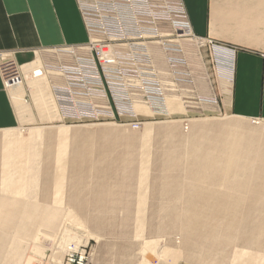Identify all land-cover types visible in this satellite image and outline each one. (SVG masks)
I'll return each mask as SVG.
<instances>
[{"label":"rangeland","instance_id":"obj_1","mask_svg":"<svg viewBox=\"0 0 264 264\" xmlns=\"http://www.w3.org/2000/svg\"><path fill=\"white\" fill-rule=\"evenodd\" d=\"M74 2L88 41L87 19ZM198 50L191 52L200 64L194 72L198 68L192 62L172 60L186 85L169 92L160 85L129 88L150 103L151 117L134 112L133 104L145 103H131L124 85H103L107 95L89 102L94 113L102 111L99 116L81 105L87 116L61 118L51 85H27L26 72L34 67L17 69L14 83L25 85L6 83L9 91L30 102L27 95L41 86L61 115L0 131V204L8 197L2 196L1 185L4 135L12 131L25 139L33 127L43 135L28 143L34 172L24 179L21 198L0 210V264H56L59 253L60 264H264V123L218 110L219 74L230 72L232 60L217 55L222 48L216 44ZM48 58L41 57L39 65ZM194 77L199 85L191 84H198ZM205 80L210 85H201ZM198 90L209 95L199 97ZM181 92H186L182 112L168 115L165 95ZM60 126L68 128L61 155ZM66 209L83 227L65 220ZM51 218L54 226L46 227L45 219ZM70 241L79 243L76 249L67 250ZM161 246L179 253L157 262Z\"/></svg>","mask_w":264,"mask_h":264},{"label":"crops","instance_id":"obj_2","mask_svg":"<svg viewBox=\"0 0 264 264\" xmlns=\"http://www.w3.org/2000/svg\"><path fill=\"white\" fill-rule=\"evenodd\" d=\"M181 1L195 36L212 40L227 54L234 51L230 72L219 74L218 110L236 118L264 123V0ZM86 41V31L74 0H0V62L10 59L19 69L27 65L34 67L26 72L30 78L27 85H50L44 68L46 62L41 60L39 65L38 61L46 51L77 46ZM2 80L0 73V131L17 129L27 122H51L58 113L61 115L58 108L55 110L51 93L43 92L41 86L35 95H27L31 100L27 102L24 99L26 95L19 96L14 90L9 91ZM14 85L25 83L15 82ZM67 131L66 126H60L56 131L59 155L65 151ZM4 137L7 142L3 147L1 185L2 196L8 197L4 199L5 204H0V210L8 209L12 206L9 204L21 198L24 179L34 172L29 166L33 161V150L28 143L39 141L43 135L39 128L33 127L25 139L12 131ZM148 137L149 132L145 130V140ZM141 164L146 165L147 160H142ZM57 168H60V161ZM140 179L145 181L146 175ZM61 194V190L56 191L60 205ZM66 210L65 220L73 219L83 227L76 214ZM45 220L46 227L54 226V218ZM163 252H167L166 258H162ZM178 253L161 246L157 251V262L175 259ZM55 260L60 264L58 257Z\"/></svg>","mask_w":264,"mask_h":264},{"label":"built area","instance_id":"obj_3","mask_svg":"<svg viewBox=\"0 0 264 264\" xmlns=\"http://www.w3.org/2000/svg\"><path fill=\"white\" fill-rule=\"evenodd\" d=\"M127 4L133 6L134 13L138 16L137 18L130 12L131 8H129ZM78 5L83 9L82 12L87 19L86 26L88 38H90V40L87 41L86 45L77 46V48L70 47L58 49L54 54L62 55L59 57L62 58L66 54L73 55L75 51H79V54H81L84 51L87 53L88 50V56L79 55L75 61H72L73 65L61 61L62 63L60 62L61 64L58 67L47 66L49 70L53 69L63 73L70 85L62 87L63 89H61V92L57 90V96L60 97L59 101L62 105L65 104L63 108L66 110L64 113L67 114V117L75 115L77 118H82L88 115L85 109H81L83 107L81 105H88V103L83 104L78 101L76 102L77 105H73L68 87L73 90L72 93L78 98H99L107 95L101 84L122 85L120 81L125 75L141 77L143 85H158L154 77L147 74L148 69H140V74H138L137 71L132 69L131 71H125L124 67L113 70L104 68L107 62L101 59L102 52L106 51L111 45H126V48L123 50L122 48L124 45L118 47L120 53L117 54V59L120 63L123 62L124 66L126 64L129 65L128 61H132L130 54L133 56V61L130 63L131 66H134V63H141V66L148 65V60L146 59L144 61V46L141 47L139 44L143 41L148 42L157 39L158 42L162 43L161 46L163 49H165V47L167 48L166 52L175 54L177 57H180L182 49L180 50L179 47L169 44L172 43L171 37H173V35L176 38L188 37L193 40H204L205 42L207 41L208 46H215L212 40L197 37L192 33L181 0H78ZM125 16H128V22L121 19ZM119 19L121 22H119ZM162 29L170 31L172 33L171 36L159 37L158 34H161ZM142 33L144 36L147 35V38H144ZM233 52L231 54V60H233ZM51 58L55 60L58 57L55 56ZM74 58L75 57L72 59ZM172 60L173 59H169L171 70L176 69V65ZM143 62H145V65L142 64ZM18 68L19 67L10 59L1 61L0 73L4 80L3 82L9 85L14 84L13 79H16L19 74ZM172 80L180 84L183 79L181 81L177 79ZM94 86H100L99 91H95ZM88 107L91 108V112L94 116L95 114H99L98 112H93L90 104ZM77 109H79V111ZM72 112L74 114H71Z\"/></svg>","mask_w":264,"mask_h":264},{"label":"bare ground","instance_id":"obj_4","mask_svg":"<svg viewBox=\"0 0 264 264\" xmlns=\"http://www.w3.org/2000/svg\"><path fill=\"white\" fill-rule=\"evenodd\" d=\"M127 6L129 8H131L130 12L134 15L135 18H137L138 16H136V14L134 13L135 11H134L133 6L128 5V4H127ZM127 17L128 16H125V17H123L121 19H123L124 21L128 22ZM119 22H121L120 19H119ZM171 34L172 33L170 31H167L166 29H164V30L162 29L161 34H158V36L159 37H161V36L168 37V36H171ZM143 37L147 38V35L144 36V34H143ZM171 39H172V41H171L172 43H169V42H164V43L173 44L171 46H174V45L175 46L176 45L180 46L181 49H182V53H181L180 57L184 58L186 60V62L188 63V65H190V62H192L193 63V68L200 67L199 66L200 64H198V65L196 64V58H195V56L193 54L195 53V55H196V53L199 51L198 49L205 48L207 46V41L205 42L204 40H201V41L193 40L192 38H188V37H177L176 38L174 35H173V37H171ZM89 40H90V38H88V41ZM158 43H160V42H158L157 39L155 41H148V42L143 41V42L139 43L141 45V47L144 46V50H143V52H144V55H143L144 56V61L146 59L148 60V65H145V62L142 63L145 66H141L140 65L141 63L140 64L139 63H134V66H131L130 63L133 61L132 54H130L131 55L130 58H132V61L131 60L128 61L129 65L126 64L124 66V63L123 62L120 63L119 60L117 59V54L120 53L118 47H122L124 44H122L120 46L119 45H111V46H109V48L106 51L102 52L103 54H102L101 59L104 62H107V64L104 65V68L113 70V69L124 67L125 71H131V69H132L134 71H137L138 74H140V71H141L140 69H145V70L148 69L147 74L152 75L154 77V79L157 81L158 85H160L161 88H163V89L167 88V92H169V88L176 89L177 88L176 85H186V84L181 83V82H180V84H177V83H175L172 80V79H177V80L181 81L183 79V78H181V76L175 74L173 72V70L170 69L169 59H174V58L177 57V55L170 54V53L166 52L167 48L166 47H165V49L161 48L160 47L161 45L158 44ZM65 48H68V47H61V48H56V49H52V50L46 51V56L49 57V58L47 59V62L44 65V68H45V70L47 72V75H48V77L50 79L49 83H50V85H51V87L53 89V92L55 93V96H56L57 101L59 102V105H61L59 107H61L60 110H61L63 118L64 117L67 118V116H66L67 114L64 113V112H66V110H65V108H63V105H65V104L62 105V103L59 101V99L57 97V90L60 87L61 88L62 87H67V85H69V84H68L67 80L65 79V76L63 75V73L55 71L53 69L49 70L47 68V66H54V67L57 66L58 67L62 63L61 61H64L65 63L71 65L72 61H75V59L79 55L82 54L83 56H86V55L88 56V50H87V53H86V51H84L81 54H79V51H75V53H73V55L66 54L62 58H59L62 55L54 54L58 49H65ZM125 48H126V45L123 46L122 50L125 49ZM139 49H142V48H139ZM216 54L224 56V57H228V56L231 57V54H227V52L225 53V52H222L221 50L216 51ZM54 55L58 57L55 60H53L51 58V57H55ZM73 57H75V58L72 59ZM194 70L195 71L199 70V68L198 69H192L191 71L194 72ZM204 76H205V74H204ZM201 77H202V75H201ZM194 79H196L197 83H198V80H200V78H197V77H194ZM120 84L125 86L126 92H128L129 97L131 98V103L132 102H136V101L138 102V101H141V100L144 101L141 98H140L141 100L136 98L135 94H133L132 92L130 94V92L128 91L129 88L132 87L133 85H137L140 88L144 89V86H142L143 82H142V78L141 77H133V76H126L125 75V76L122 77V79L120 81ZM191 84L192 85H199V83L196 84V83H194V81ZM101 85H105V84H101ZM201 85H210V84H209L208 81L205 80V82L204 83L202 82ZM68 88H69V93L71 94V102H72L73 105H76V102H78V101L80 103H83V104H87L88 103V105H89L90 101H94V100L97 101V99L101 98V97H99V98L98 97L97 98H95V97L78 98L72 93L73 90L70 87H68ZM99 88H100V86L99 87L98 86H94L95 91H97V90L99 91ZM195 88L199 89L198 86L195 87ZM206 88H205V90H206ZM203 92H206V91H203ZM203 92L198 90L197 96H199V97L201 96L202 97V96H208L209 95L208 91L206 93H203ZM174 93H175V91H174ZM185 93L186 92H181V93H179L178 96H174L173 98H170V97H172L170 95H165L164 106H165L166 109H164V110L167 111L168 115L179 113V111L181 110L180 105L181 104L183 105V102L181 101V98L183 96H185ZM143 96H144V94H143ZM187 96L190 97V96H194V95L190 94V93H187ZM134 97H135L136 100L133 101ZM143 103H145L147 105L145 106V104H142V103H139V102L133 104L134 112L137 115H142V116H145V117L154 116V112H153L151 106H149L150 103H148L147 101H144ZM66 104H68V103H66ZM93 107L95 108L96 106H93ZM77 110L79 111V109H77ZM98 112H102V111H98ZM109 113H111V112H109ZM97 116H99V115L97 114ZM66 221H74V222H76L73 219H67ZM65 236H66V233L63 234V238ZM78 244H79L78 242L70 241L69 244L67 245V247H69L67 250L76 249ZM64 253L65 252H63V254ZM166 253L167 252H163L162 253V258H166V256H167ZM61 254L62 253H59L58 256H57L59 261H61V258L63 257Z\"/></svg>","mask_w":264,"mask_h":264}]
</instances>
